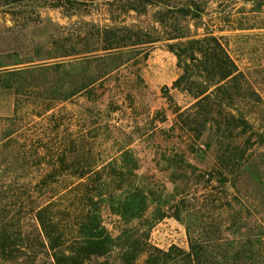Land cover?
Here are the masks:
<instances>
[{"label": "rangeland", "instance_id": "374dc122", "mask_svg": "<svg viewBox=\"0 0 264 264\" xmlns=\"http://www.w3.org/2000/svg\"><path fill=\"white\" fill-rule=\"evenodd\" d=\"M154 1L133 11L119 0H0V71L54 62H35L38 51L44 59L52 41L86 38L88 49L97 48L80 56L83 65L67 68V82L97 81L93 92L59 106L64 136L74 142L87 133L102 162L130 150L137 181L180 202V221L166 218L152 229L154 247L184 253L192 247L193 264H264V0ZM109 31L112 43L128 46L102 50ZM176 36L216 38L237 67L226 84L204 82L192 70L212 94L206 123L203 106L173 88L182 69L168 49L175 41L166 39ZM241 72L262 102L251 114ZM12 111V94L0 91V117ZM33 120L41 133L43 121ZM104 220L111 229L114 217ZM183 259L177 264H187Z\"/></svg>", "mask_w": 264, "mask_h": 264}, {"label": "trees", "instance_id": "16d2710c", "mask_svg": "<svg viewBox=\"0 0 264 264\" xmlns=\"http://www.w3.org/2000/svg\"><path fill=\"white\" fill-rule=\"evenodd\" d=\"M95 1L67 0V4ZM119 1L133 11L136 5L155 4L154 0ZM112 35V31L103 35L102 50L128 46L112 43ZM166 40L175 41L168 49L182 69L173 88L192 96L197 107L203 106L206 123L211 120L207 107L212 94L195 82L192 70L204 82L226 84L236 79L237 67L214 37ZM86 42L82 36L52 41L44 59L40 49L35 62H54L0 71V91L13 96L12 113L0 117V264H177L180 255L193 264L192 247L184 253L150 244L155 225L166 218L180 221L182 211L175 197L164 198L155 185L137 181V161L130 150L124 148L102 162L87 133L74 142L64 136L59 106L80 92H93L97 81L90 76L84 82L76 77L67 82V68L80 67L85 63L80 56L97 48L88 49ZM71 58L73 62H66ZM241 96L252 102L250 114L262 103L242 72ZM34 118L44 123L41 133H34ZM261 130L264 134L263 126ZM106 214L114 217L111 229L105 225Z\"/></svg>", "mask_w": 264, "mask_h": 264}]
</instances>
